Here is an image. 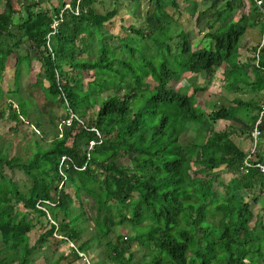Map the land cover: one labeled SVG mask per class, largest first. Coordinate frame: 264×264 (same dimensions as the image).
<instances>
[{"label":"trees","instance_id":"1","mask_svg":"<svg viewBox=\"0 0 264 264\" xmlns=\"http://www.w3.org/2000/svg\"><path fill=\"white\" fill-rule=\"evenodd\" d=\"M150 1L147 20L125 26L126 36L113 47L105 23L122 7L137 15L132 4L140 0H23L19 7L0 0L1 106L7 98L0 118L26 122L31 109L21 77L39 62L33 84L42 86L46 102L36 132L47 142L34 139L27 156L12 155V141L0 144V264H35L40 256L48 264H264V220L247 198L257 187L264 193V175L256 165L241 168L248 153L229 130L216 127L243 117L245 126L232 125L243 134L264 109V42L251 60L240 59L247 28L264 34V6L225 0L222 8L211 2L187 10L180 0ZM200 15L207 30L194 40L202 31L194 28ZM24 42L14 87L5 88L8 59ZM223 66V90L233 97L210 111L195 94L208 90ZM186 74L207 81L193 85ZM147 76L151 87L142 83ZM59 107L70 120L62 129L54 120ZM259 125L263 137L251 153L253 164L264 162V113ZM93 127L101 141L89 149L90 140L100 139ZM15 171L29 177L27 191ZM85 197L96 208L94 222ZM57 237L56 243L76 247L52 260L43 247ZM94 248L103 258L90 256Z\"/></svg>","mask_w":264,"mask_h":264},{"label":"rangeland","instance_id":"2","mask_svg":"<svg viewBox=\"0 0 264 264\" xmlns=\"http://www.w3.org/2000/svg\"><path fill=\"white\" fill-rule=\"evenodd\" d=\"M21 1L23 0H13L14 4L16 7L21 6L20 4ZM183 4V6H186L187 10H190L192 6L197 5L198 8H203L213 3L214 7L216 8H222L225 5V0H188L185 2L184 0H180ZM238 5V2L235 4V6ZM112 4H107L108 8H111ZM133 7L136 8L138 11V14H131L130 9H126L125 7L120 8V12L118 15H116L111 21H108L105 23V29L109 34H111L112 39V46L116 47L119 45V40L118 38L124 37L127 34V29L125 26H128L132 23H137V24H143L142 21L147 20V17H149L150 13L153 10V3L150 0H140V3L137 4H132ZM131 6V7H132ZM248 7H246L247 9ZM100 11L105 10L104 5H100L99 7ZM239 13L237 12L235 17H239ZM17 19V16H15V20ZM186 20H189L188 17H186ZM206 17L204 15H200L199 20H197L196 27L195 29H202V31L197 32V36L194 37V40H198V38L202 37L204 32L207 30L206 29V23H205ZM191 22V23H190ZM189 25L192 26L193 22L189 21ZM140 24V25H141ZM17 32L19 30L16 29ZM261 28H252L249 27L247 28V31L245 33V37L242 38L241 44H240V59L241 60H246L249 59L251 60L253 58V55H255L254 48L257 47V44L259 43V46L262 44L263 37L261 36ZM28 49V43L24 42V48L17 49L15 53L12 54V56L9 57L8 59V68L9 70L6 73L4 85L5 88L9 87H14V65L16 63L17 57L20 54H24ZM39 62H35L33 69L30 74L26 73L23 71L22 77H21V92L24 94L26 100L30 104V112H29V117L26 122L23 120L20 122H16L15 120H7L6 118H0V144L6 143L8 140L13 142V146L11 147V154H16L20 153L25 156L28 155L29 149L27 148V144H32V141L34 139H40L44 144L47 142L42 139V132H36L37 129V118L41 116V111H42V104L46 102V95L44 89H42V86L40 85H34L33 83L37 80V73H38V67H39ZM223 68L225 66L220 67L217 69L215 77H213V80L211 81L210 87L208 90H199L196 91V97H197V102L203 106L204 108L208 109L211 111L215 103L223 106H228L231 103V98L233 97V94L228 92L227 90H223V85H224V77H223ZM89 74H92V72ZM189 75L188 80L189 83L193 85H198L201 84L203 86L207 80H205L203 75H197V74H186ZM88 76V73L86 72L85 74L83 73V77ZM150 77H143L142 78V83L145 87H151L153 86V83L150 79ZM152 82V83H150ZM44 87L48 85V82L44 80ZM174 85L177 87L180 86L179 82H175ZM192 88V87H190ZM189 88V90H190ZM192 89L190 90V92ZM246 95H254L253 93L247 92ZM262 95V96H261ZM261 100L264 105V92L262 91L260 94ZM258 97V98H260ZM7 102V98L5 97L2 99V106L0 105V111L3 106H5ZM57 114V117H55V123L58 125L59 129H62L63 127L67 126L68 120L65 118V111L64 108L59 107L56 111H54ZM53 113L46 112L43 114L45 120L49 117H52ZM47 121H45L46 123ZM18 124V130H14ZM242 124L245 126L246 120L245 119H238V117L232 119V120H219L216 123V127L218 130L221 129H227L230 131L232 138L234 141L243 149L245 152H247V156L245 159H249L251 157V153L256 148L254 145L255 142L256 144L258 143L254 135H251V130L246 131L243 134H237L235 131L233 132L232 125L235 126H242ZM47 128H53V126L50 123L45 124ZM231 126V128H229ZM49 137H51V132L47 133ZM263 137V136H262ZM259 139V138H258ZM261 139V138H260ZM192 140V137H190V141ZM262 140V139H261ZM244 159V160H245ZM14 177L19 179L22 189L27 191L28 187L30 185L29 177L27 175H24L20 171H15V174H13ZM227 178H230L231 174L227 173L224 175ZM68 190L73 192L72 188L69 187ZM252 196L247 197L249 201L251 202V205L253 207V211L260 217V219L264 220V193L261 192V188L257 187L256 191ZM256 198V199H255ZM253 199H255L253 201ZM85 206L86 210L88 212V217L91 220V222H94L95 218L97 217V211L94 206H92L91 203H89L88 197H85ZM41 226L38 225V227L34 228L30 234L32 238V242H34L39 235ZM119 231H126L125 228H119ZM60 237V236H58ZM52 239V244H49V240L47 243V246L43 247V252L48 254L52 260H55V258L58 257L59 252H64V253H69L71 252L72 248L68 243H56L57 239ZM51 247H49V245ZM196 247V245H195ZM98 256L97 258H103L104 254L102 253L101 249L94 248L90 254L91 257L93 256ZM49 262L43 257L40 256L35 264H48ZM59 264H68L66 260H62ZM75 264H84L82 260H78Z\"/></svg>","mask_w":264,"mask_h":264},{"label":"built area","instance_id":"3","mask_svg":"<svg viewBox=\"0 0 264 264\" xmlns=\"http://www.w3.org/2000/svg\"><path fill=\"white\" fill-rule=\"evenodd\" d=\"M254 1L256 2V4H257L260 8L263 9V6H264V0H254ZM67 8H70V4H69V3H67V4L65 5V7H64L63 10H65V9H67ZM76 13H79L78 6H77V8H76ZM62 17H63V12H62V14H61V18H60L59 20H62ZM59 20H56V21L54 22V25H53L54 27H56V26L59 24V22H60ZM68 123H70V120H69V119H68ZM83 123H84V122H83ZM92 129L96 130L97 134L100 136V139H99L98 141L95 140V139L90 140L89 149H91V147H93V145L96 144V142H100V141H101V134H100L99 130H98L96 127H93ZM260 134H261V129H260L258 126H256V127L254 128V130H253V135H254L255 138H257ZM66 159H67V157H66V156H63V158H62V162H61V163H64V162L66 161ZM252 164H253V163H251L249 159H247V158L245 159V165H246V166H251ZM255 165L258 166V167L260 168V170H261V171L263 172V174H264V162L259 161V162H257ZM85 167H86V166H83V167H81V169H84ZM44 202L49 203V200H46V201H44ZM38 204H39V203H38ZM39 205H40L41 208L46 209V208L44 207V205H41V204H39ZM58 236H60V235H58ZM60 237H62V236H60ZM70 245L75 246V244L72 243V242H70ZM75 247H76V246H75ZM80 254L83 255L82 252H80Z\"/></svg>","mask_w":264,"mask_h":264},{"label":"clouds","instance_id":"4","mask_svg":"<svg viewBox=\"0 0 264 264\" xmlns=\"http://www.w3.org/2000/svg\"><path fill=\"white\" fill-rule=\"evenodd\" d=\"M263 36H264V34H263ZM262 36V37H263ZM264 42V38H263V40H262V43ZM262 45V44H261ZM260 47V46H259ZM263 108H264V106H263ZM263 113H264V109H262L261 110V113H260V115H259V118L257 119V121H256V123H255V125H254V127L251 129V135L253 134V130H254V128L256 127V126H258L260 129H261V127H260V123H261V121H262V115H263ZM238 117V119H243V117H239V116H237ZM222 120H227V119H222ZM240 125H242V124H240ZM262 129H261V134L256 138V140H257V142L260 140V138L262 137ZM259 138V139H258ZM255 146L257 145L256 144V142H255V144H254ZM254 150H255V148H254ZM253 150V151H254ZM252 151V152H253ZM259 161H261V160H259ZM259 161H256L255 162V164L257 163V162H259ZM261 162H263V161H261ZM253 163V162H252ZM255 164H252V165H255ZM244 165H245V160H244ZM244 165H242V167L241 168H243V169H246V168H244V167H248V166H244ZM260 169V168H259ZM261 171V170H260ZM262 172V171H261ZM262 174H263V172H262ZM264 175V174H263Z\"/></svg>","mask_w":264,"mask_h":264}]
</instances>
